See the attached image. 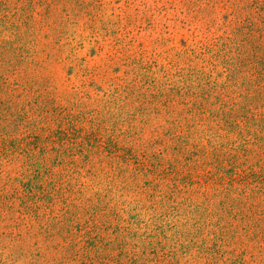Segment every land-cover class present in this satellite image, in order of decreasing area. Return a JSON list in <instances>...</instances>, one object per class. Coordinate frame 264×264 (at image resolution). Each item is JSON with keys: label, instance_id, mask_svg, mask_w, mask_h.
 I'll list each match as a JSON object with an SVG mask.
<instances>
[{"label": "rangeland", "instance_id": "374dc122", "mask_svg": "<svg viewBox=\"0 0 264 264\" xmlns=\"http://www.w3.org/2000/svg\"><path fill=\"white\" fill-rule=\"evenodd\" d=\"M247 2L58 0L51 17L37 7V29L28 38L32 62L29 58L24 65L57 107L33 115L38 123L62 132L66 121L75 123L83 135L113 141L153 169L198 168L193 174L199 182L175 186L162 173L148 182L151 175L137 163H108L104 152L79 164L71 177L62 178L65 196L78 207L71 223L75 249L90 238L96 244L90 253L101 264H264V200L201 185L207 173L264 166L262 128L241 118L231 126L188 114L173 94L179 89L200 94L212 87L217 89L213 111L218 101L228 107L245 104L238 92L229 93V41L235 37L233 10ZM16 75L12 85L21 82V73ZM159 91L173 101H155ZM255 111L264 115V107ZM259 122L264 125V118ZM35 132H27L26 140ZM196 147L199 156L191 153ZM20 164L12 174L18 178ZM1 166L5 174L12 168L4 161ZM48 206L43 210L56 213L63 204ZM3 224L0 264L82 263L81 257L62 259L47 247L44 229L30 236L26 229L8 230ZM11 229L7 237L1 235ZM20 233L29 237L19 241Z\"/></svg>", "mask_w": 264, "mask_h": 264}, {"label": "trees", "instance_id": "16d2710c", "mask_svg": "<svg viewBox=\"0 0 264 264\" xmlns=\"http://www.w3.org/2000/svg\"><path fill=\"white\" fill-rule=\"evenodd\" d=\"M57 2L58 0H0V226L2 222H7V225L3 224L4 228L26 229L30 231V236L39 235L44 229L47 247L62 259L74 260L81 257V264H101L90 253L96 246L90 238L83 240L84 243L87 242L86 245L75 249L77 242L72 239L74 233L71 223L77 217L75 213L78 207L69 201V195L65 196L68 190L62 185L63 177H71L79 164H90L93 156L103 152V158L108 157V163H115L117 166L128 167L131 162L137 163L143 174L151 175L148 182L162 174L163 178L172 180L175 186L178 182H199L194 179L197 174H193L194 169L198 168L193 165V171L188 168L185 172L176 165L153 169L146 166L144 161L133 159V154H128L113 141L83 135L82 128L75 123L66 121L62 127L63 132L62 129L50 130V124L45 126L38 123L33 115L41 117L49 111H56L57 107L44 96L39 79L26 73L24 62H28L29 58V63L32 62V56L28 57V38L37 29L34 16L37 7H44L45 14L51 17ZM233 12L236 21L233 28L235 37L233 41H229V93L238 92L245 99V104L238 106L233 102L228 107L226 102L218 101L219 108L213 111L211 100L215 98L217 89L212 87L200 94L195 91L180 93V89L174 90L173 94L183 100L179 103L186 106L188 114H202L204 120L207 117L212 121L221 119L232 126L241 118L252 126H260L262 136L258 141L263 143L264 148V125L259 122L264 115L255 111L258 107H264V0H248ZM6 31L13 36L9 39L3 37V32ZM17 73H21V82L17 80L12 85L11 77L18 78ZM171 97L166 96V92L159 91L155 93L154 99H164L163 101L171 103ZM48 119L47 117L45 121ZM26 130L36 132L26 140L25 135L29 132ZM55 132L60 135L54 134ZM191 153L200 155L197 147ZM2 161L12 166L7 174L1 166ZM20 162L22 176L18 178L12 174L16 164ZM17 183H21L22 188ZM211 183L213 188L224 192L240 190L245 195L253 193L254 198L260 199L259 201L264 200V166L257 170H217L212 174H205L201 185ZM57 201H62L63 204L58 212L55 213L54 209L49 212L43 210V207L49 208L48 203L54 204ZM44 216L47 220L43 221ZM11 231L12 229L1 231V235L7 237ZM28 233L26 236L29 237ZM26 236L20 233L17 239L22 241ZM53 238L61 241L53 242ZM104 260H111V257Z\"/></svg>", "mask_w": 264, "mask_h": 264}]
</instances>
